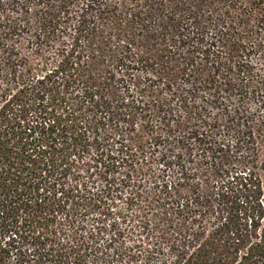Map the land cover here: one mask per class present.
I'll return each instance as SVG.
<instances>
[{
    "label": "trees",
    "instance_id": "1",
    "mask_svg": "<svg viewBox=\"0 0 264 264\" xmlns=\"http://www.w3.org/2000/svg\"><path fill=\"white\" fill-rule=\"evenodd\" d=\"M261 97L264 0H0L3 228L37 264H264ZM129 135H152L164 173L140 177ZM203 170L227 172L222 192Z\"/></svg>",
    "mask_w": 264,
    "mask_h": 264
},
{
    "label": "rangeland",
    "instance_id": "2",
    "mask_svg": "<svg viewBox=\"0 0 264 264\" xmlns=\"http://www.w3.org/2000/svg\"><path fill=\"white\" fill-rule=\"evenodd\" d=\"M238 27V24L235 25ZM137 58V57H136ZM130 68L125 67L122 72L125 73L123 76L122 84L125 85L126 88H134L135 84L141 86L140 82H144V77L146 75V72L143 71L137 64V66H134V63H131ZM139 67V68H138ZM118 78V77H117ZM249 107L252 113H254V116L256 120L258 121L261 131L258 133L259 136V142L260 146L264 150V97H261L260 99H256L249 102ZM147 123V120L145 124ZM148 124V123H147ZM128 136V135H127ZM131 137H143L144 141L146 143V159L145 161L140 162L141 167H143L141 171V175L137 172H135V175L146 176L149 178V174H158V173H164L162 170H164L165 167L160 163L161 160V154L160 150L161 148H155L156 146L152 145V139L149 137H152V135H129ZM149 141V142H147ZM112 144V141H109L108 138L105 139L103 142L104 145ZM90 154L88 152H85L82 156L84 160L87 159L90 155H92L95 148H91ZM157 149V151H156ZM159 149V150H158ZM95 162H92L93 167L91 168V171L89 172L92 176L90 178L91 182L95 183V186L100 187L101 185L107 183V181L112 180L111 173H105L106 168L102 164H98L96 166ZM203 167H206L205 162L202 164ZM140 166H137V168ZM120 171H125L124 169H120ZM132 173V175H134ZM116 181L121 183L122 175L120 173L115 174ZM135 177V176H134ZM139 177V178H140ZM171 179V177L169 178ZM228 174L224 170H203V174H201V180H203L204 185L206 188H215L217 192H222V187L225 183L228 182ZM126 179H123V183H125ZM112 187H117V185L114 184ZM122 187V186H121ZM149 187V186H148ZM167 192H162V195L165 197ZM151 195V193H150ZM116 192H113L111 194L112 201H110L113 206L116 205L114 209L118 211H122L123 207H125V198L121 197L120 199H116ZM152 198L153 194H152ZM157 198V197H155ZM115 203V204H114ZM158 203L154 202L151 204L150 208H147L146 210L142 211L144 212L148 218L151 220H157L158 214H159V208L157 207ZM139 208L138 207H134ZM131 212V211H130ZM131 215V213H130ZM112 220V217H110ZM133 223V222H132ZM123 226L125 227L129 223V220L126 221V224L122 222ZM125 241L128 245L132 243V240L134 239V234L132 232H126L125 233ZM35 255L34 246L30 243H26L24 239H21L19 236L13 235L12 233H7V231L3 228L1 217H0V264H37L34 262L33 257Z\"/></svg>",
    "mask_w": 264,
    "mask_h": 264
}]
</instances>
